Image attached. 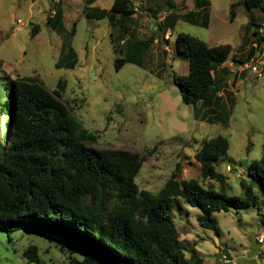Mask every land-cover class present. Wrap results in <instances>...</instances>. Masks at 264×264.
<instances>
[{"label": "rangeland", "instance_id": "1", "mask_svg": "<svg viewBox=\"0 0 264 264\" xmlns=\"http://www.w3.org/2000/svg\"><path fill=\"white\" fill-rule=\"evenodd\" d=\"M194 1L135 0L137 10L132 15L130 33L120 41L118 31L106 18L83 16L85 0H60L56 5L51 0H0V87L5 75L11 79L36 78L48 90L61 84L60 100L85 128L97 133L98 147L127 149L144 157L135 181L139 189L152 193L173 174L180 181L198 178L200 167L195 153L202 142L218 134L225 136L229 143L227 158L219 161L216 169L224 175L231 194H243L241 181L251 186L258 198L256 205L215 212L217 234L197 222L199 210L182 198H176L170 212L185 256L192 254L194 263L264 264V243L256 242L264 228L260 213L264 198L259 184L247 173L248 165L264 155V75L257 78L243 68L258 55L260 47L253 45L256 36L248 27L242 6L236 7L234 20H229V5L239 0H207L206 26L181 18L198 9ZM111 2L97 0L94 5L108 8ZM58 8L62 13L61 30L51 29L47 23ZM251 15L264 28V9H254ZM179 32L209 46L230 45L227 66L217 71L224 80L222 102L230 108L226 125L200 120L193 106L182 102L174 76L186 74L188 62L176 51ZM146 41L150 42L145 53L135 50V42ZM63 43L77 54L73 69L55 67ZM118 46L128 50L122 54L123 66L116 69ZM137 52L141 55L139 64L131 61ZM2 99L0 92V105ZM5 118L0 114V134ZM227 165L231 166L229 171ZM9 236L0 229V264H28L22 251L29 244L38 246L46 264H67V258L73 256L69 248L60 250L55 239L25 225Z\"/></svg>", "mask_w": 264, "mask_h": 264}, {"label": "trees", "instance_id": "2", "mask_svg": "<svg viewBox=\"0 0 264 264\" xmlns=\"http://www.w3.org/2000/svg\"><path fill=\"white\" fill-rule=\"evenodd\" d=\"M94 1L85 0L83 16L106 18L121 41L130 33L135 13L131 2L113 0L109 8H101L92 6ZM263 4L264 0L232 2L228 15L233 21L236 7L242 6L260 47V27L251 12L262 11ZM194 5L198 9L181 18L206 26L209 2L195 0ZM61 14L58 8L47 18L51 29H62ZM149 42H135V50L145 53ZM175 47L188 62L187 73L174 76L182 102L193 106L200 120L226 125L230 108L222 102L224 80L217 71L228 59L230 45L209 46L179 32ZM127 50L115 48L120 55L114 61L116 69L123 66L122 54ZM137 53L131 61L139 64ZM76 62L75 50L63 43L55 67L73 69ZM2 79L0 114L6 118L0 134V229L8 238L19 226H28L55 239L60 250L69 248L73 256L67 264H196L192 254L185 256L170 212L176 198L197 208V222L216 234L215 212L256 205L258 198L251 186L241 181L243 194H231L224 175L216 169L229 148L221 134L204 140L195 153L198 178L180 181L173 174L152 193L139 189L135 181L144 157L127 149L98 147L97 133L85 128L60 100L61 84L48 90L29 76L11 79L5 75ZM247 173L259 184L264 198V155L248 165ZM205 180L219 187L212 182L203 184ZM22 254L28 264H46L35 244H29Z\"/></svg>", "mask_w": 264, "mask_h": 264}, {"label": "built area", "instance_id": "3", "mask_svg": "<svg viewBox=\"0 0 264 264\" xmlns=\"http://www.w3.org/2000/svg\"><path fill=\"white\" fill-rule=\"evenodd\" d=\"M54 5H56L60 0H51ZM133 6L134 11L137 10V5H134L135 0H129ZM55 13V10L52 11ZM20 23V20L17 21ZM258 37H261L262 46L260 47L257 42H254V47H258V55L252 57L248 62L243 64V68L249 70L252 74H254L257 78L262 77L264 75V28H260L258 30ZM255 49V48H254ZM226 170L229 171L231 169L230 165H227ZM261 216L264 219V205L261 207L260 210ZM256 242L259 244L264 243V228L260 229L259 234L256 237ZM224 261L227 262L226 257L223 255Z\"/></svg>", "mask_w": 264, "mask_h": 264}, {"label": "crops", "instance_id": "4", "mask_svg": "<svg viewBox=\"0 0 264 264\" xmlns=\"http://www.w3.org/2000/svg\"><path fill=\"white\" fill-rule=\"evenodd\" d=\"M97 0H95L94 2H93V4H92V6H96V5H94V3L96 2ZM112 2H113V0H112ZM112 2H111V4H112ZM111 6V5H110ZM109 6V7H110ZM108 7V8H109ZM165 18V17H164ZM248 54L249 55H251L252 54V48H250L249 50H248ZM225 66H227V62H225V63H223L219 68H218V70H223V68H225Z\"/></svg>", "mask_w": 264, "mask_h": 264}]
</instances>
